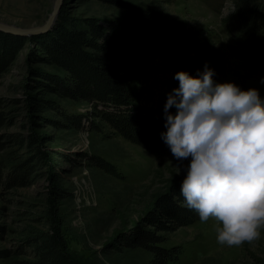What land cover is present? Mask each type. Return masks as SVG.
Instances as JSON below:
<instances>
[{
	"label": "rangeland",
	"instance_id": "1",
	"mask_svg": "<svg viewBox=\"0 0 264 264\" xmlns=\"http://www.w3.org/2000/svg\"><path fill=\"white\" fill-rule=\"evenodd\" d=\"M234 0H63L54 24L31 35L0 30L19 39L10 43L7 65L0 70V251H16L20 243L29 252L30 239L42 231L62 235L72 257L83 264H144L151 253L130 247L126 236L145 221L156 200L182 179L177 163L164 143L161 150L138 146L108 125L92 128L86 118L91 107L66 97L62 90L65 71L51 64L41 42L59 24L82 23L86 17L109 21L129 17L128 5L139 4L159 10L169 18L183 20L205 31L212 53L208 66L214 80L233 81L242 88L256 87L264 97V33L254 38L238 34L229 26L227 12ZM54 0H0V22L34 28L46 24ZM82 27V24L79 25ZM12 49V50H11ZM142 75L136 80L140 104L151 113L162 106L174 87L177 71L169 58L156 50L139 56ZM62 88V89H58ZM42 100L55 106H46ZM81 121L78 126L75 121ZM35 136L44 152L43 160L31 162L32 173L21 182L14 165L31 156L27 143ZM89 156L101 157L116 167L108 173L91 164ZM188 163L187 160L184 161ZM57 189H62L58 194ZM215 221L191 224L163 233V246H179L182 254L171 264H264V228L253 242L239 246L218 244ZM17 253L0 257V264H12Z\"/></svg>",
	"mask_w": 264,
	"mask_h": 264
},
{
	"label": "trees",
	"instance_id": "2",
	"mask_svg": "<svg viewBox=\"0 0 264 264\" xmlns=\"http://www.w3.org/2000/svg\"><path fill=\"white\" fill-rule=\"evenodd\" d=\"M162 1L169 3L174 0ZM234 3L236 10L224 19L229 21V26L235 27L238 34L251 38L264 33V0H234ZM128 11L129 17L121 19L103 22L95 17H86L82 23L74 21L70 26L59 24L44 35L41 43L49 62L66 73L63 94L84 101L91 107L85 116L93 129L99 128V121L108 125L113 134H119L138 146L161 150L165 143L160 134L166 131L163 106L167 95L162 106L152 113L140 104L135 86L143 73L139 56L156 50L169 58L177 71L186 70L197 75L196 70L203 69L212 53L211 42L205 31L183 20L169 18L155 8L131 4ZM80 24L82 27H79ZM0 36H4L10 46L20 42V37L2 33ZM10 46L0 43V70L7 65ZM50 102L42 100V103H47L46 106H55ZM170 111L174 112L175 108ZM75 122L81 125L80 120ZM27 147L31 156L13 167L15 178L21 182L32 173L31 162H41L44 157L35 136L30 137ZM88 158L93 166L117 174L116 167L106 159ZM180 181L171 183L169 190L156 200V207L147 214L145 221L154 228L147 229L139 224L134 233L125 238L130 247H141L151 253L150 260L144 264L178 261L182 249L176 245L163 246L167 238L160 233L175 232L198 218L193 210L182 205ZM62 191L57 189L58 194ZM28 246L31 248L29 252L24 251L22 243L16 251L1 250L0 257L13 252L22 257L12 264H83L71 256L60 232L42 231L39 236L30 239Z\"/></svg>",
	"mask_w": 264,
	"mask_h": 264
},
{
	"label": "clouds",
	"instance_id": "3",
	"mask_svg": "<svg viewBox=\"0 0 264 264\" xmlns=\"http://www.w3.org/2000/svg\"><path fill=\"white\" fill-rule=\"evenodd\" d=\"M235 10L233 3L226 15ZM196 71L174 73L178 86L163 106L160 135L175 173H184L179 196L202 222L215 221L218 244L253 242L264 228V97L256 87L214 80L207 62Z\"/></svg>",
	"mask_w": 264,
	"mask_h": 264
},
{
	"label": "water",
	"instance_id": "4",
	"mask_svg": "<svg viewBox=\"0 0 264 264\" xmlns=\"http://www.w3.org/2000/svg\"><path fill=\"white\" fill-rule=\"evenodd\" d=\"M62 5H63V0H54L53 11L49 15V19L46 22V24L43 26L34 27V28H21V27H14V26L6 25V24H3L0 22V30L13 31V32H17V33H20L23 35H31L33 33L39 32L41 30H44V29L46 30L54 24V19L56 18V16L60 12Z\"/></svg>",
	"mask_w": 264,
	"mask_h": 264
}]
</instances>
